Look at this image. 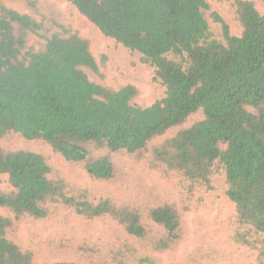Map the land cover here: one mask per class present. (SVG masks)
Here are the masks:
<instances>
[{"label": "trees", "instance_id": "16d2710c", "mask_svg": "<svg viewBox=\"0 0 264 264\" xmlns=\"http://www.w3.org/2000/svg\"><path fill=\"white\" fill-rule=\"evenodd\" d=\"M20 1L41 13L37 0ZM68 1L104 36L140 53L165 95L142 106L134 84L115 89L90 79L87 70L104 73L88 37L59 14L38 20L0 0V141L13 134L42 141L94 183L130 187L142 166L174 186L99 196L63 177L45 153L0 144V174L9 184L0 190V264H161L189 239L188 214L218 174L235 206L230 240L264 264V12L254 0H235L242 32L234 35L212 11L219 40L207 0ZM31 35L43 38L39 48L29 46ZM199 111L202 118L187 125ZM59 211L110 219L118 236L103 247L62 242L55 260L12 239L26 218ZM219 257L199 248L187 262Z\"/></svg>", "mask_w": 264, "mask_h": 264}, {"label": "rangeland", "instance_id": "374dc122", "mask_svg": "<svg viewBox=\"0 0 264 264\" xmlns=\"http://www.w3.org/2000/svg\"><path fill=\"white\" fill-rule=\"evenodd\" d=\"M5 3L22 13H31L38 20L42 15L56 13L62 22L78 30L88 37L92 43V51L97 58L104 78L87 70L90 79L102 82L105 85L118 89L125 84H134L140 94L134 102L148 106L165 95V87L155 77V68L142 60V55L132 51L114 39L104 36L100 30L89 23L78 12L77 8L68 0H37L41 13L28 7L20 0H4ZM210 9L207 18L210 21L215 38L223 40L221 25L215 22L210 13L217 11L229 23L231 32L240 35L242 27L235 13V0H207ZM257 8L264 12V5L254 0ZM43 38L31 35L29 46L39 48ZM170 58H175L170 55ZM202 118L199 111L192 115L187 125ZM0 144L10 148H28L45 153L51 165L70 181L88 184L99 195H113L127 197L131 195L128 189L135 192L138 189H151L156 192H170L174 182L163 181L157 175L146 172L142 166L134 169L135 176L131 178L130 187H115L107 184L92 182L79 168L65 163L59 155L42 141H28L17 134L9 135L0 141ZM214 190H211L204 199L188 214L190 237L176 252H168L162 256L161 264H190L187 262L190 255L197 249L217 254L219 259L214 264H256V251L236 245L230 240L231 221L235 215V206L225 195L226 181L224 174H218L213 179ZM9 189L7 177L0 174V190ZM136 196V194H135ZM201 196V193H199ZM118 228L110 219L85 220L68 211H59L48 219L26 218L19 232L13 235L22 248H34L40 258L55 260L62 255L60 244L65 241H80L87 239L103 247L115 240ZM213 264L212 259L204 260V264Z\"/></svg>", "mask_w": 264, "mask_h": 264}]
</instances>
